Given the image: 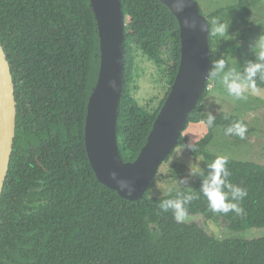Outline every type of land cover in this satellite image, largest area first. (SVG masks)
<instances>
[{"label": "trees", "instance_id": "16d2710c", "mask_svg": "<svg viewBox=\"0 0 264 264\" xmlns=\"http://www.w3.org/2000/svg\"><path fill=\"white\" fill-rule=\"evenodd\" d=\"M125 20L123 88L117 110L119 155L133 162L145 146L153 123L170 91L180 62L177 20L159 0H119ZM256 0H237L234 7L210 15H237L241 33L215 49L209 28L210 69L221 54L236 58L239 71L248 61L264 62L263 52L246 43L250 9ZM201 14L200 8L197 5ZM202 15V14H201ZM208 18V17H207ZM235 29V28H233ZM236 30V29H235ZM0 46L9 65L16 111L15 137L0 199V264H264V237L250 241L216 239L194 222L178 223L159 204L178 194L197 191L188 216H215L231 231L264 229V166L228 160L229 181L247 189L240 201L244 214L214 213L198 191L203 177L189 188L161 193L156 186L162 167L178 147L188 145L181 134L177 147L161 164L143 198H121L101 185L89 164L84 145L87 104L96 85L99 38L89 0H0ZM138 50L157 67H165V94L153 110L140 106L130 70ZM188 116L186 128L207 120L202 103ZM257 87L264 80L257 78ZM214 126L192 144V158H202L204 176L218 156L206 153L213 130L237 121L229 113L211 114ZM248 126V125H247ZM239 137L226 135L237 142ZM176 171L183 166L171 165ZM168 175L179 180L181 174ZM155 225L149 230L148 225Z\"/></svg>", "mask_w": 264, "mask_h": 264}, {"label": "water", "instance_id": "95a60500", "mask_svg": "<svg viewBox=\"0 0 264 264\" xmlns=\"http://www.w3.org/2000/svg\"><path fill=\"white\" fill-rule=\"evenodd\" d=\"M179 27L180 62L170 91L158 112L145 146L133 162L119 155L117 110L123 88L125 20L119 0H89L99 38L100 64L84 125V145L97 181L121 198H143L159 167L175 150L188 116L196 109L209 79V28L193 0H159ZM183 11L178 12L177 8ZM16 111L9 65L0 46V199L15 137ZM112 173H116L115 179ZM127 181L132 193L121 191Z\"/></svg>", "mask_w": 264, "mask_h": 264}, {"label": "rangeland", "instance_id": "374dc122", "mask_svg": "<svg viewBox=\"0 0 264 264\" xmlns=\"http://www.w3.org/2000/svg\"><path fill=\"white\" fill-rule=\"evenodd\" d=\"M193 1L199 6L202 16L212 26L211 39L215 49H219L222 42L226 41L233 34L235 35L237 32L241 33V27H237L236 24L237 15L235 13L225 12L220 19L210 18V15L215 11L234 7L237 4V0ZM214 21L229 25L226 35L214 33V28L216 27ZM250 21L249 28L244 31L246 43L252 49L264 51V0H256L252 5ZM132 57L134 62L129 77L131 85L136 87L133 97L140 106L148 105L149 109L153 110L165 94V86L168 80L163 73L165 67H157L136 49H134ZM220 59L226 61V70L237 69L235 57L222 53ZM258 88L260 89L259 94H246V100H238L228 94L220 77L210 80L208 96L202 103L203 112L207 114H218L221 112L232 114L244 120L250 132L246 141L237 142L223 134L219 127H216L213 130L212 141L205 150L206 153L224 156L228 160L254 162L264 166V88ZM206 131L207 129L202 123L190 124L182 135L188 138V144H194L203 137ZM171 165H177L178 167L181 165L184 169L179 172L171 168ZM197 165L202 170V158H192L187 148L178 147L174 155L161 169L163 177L156 186L157 190L161 193H167L180 187L189 188L199 177L190 175L192 168ZM172 170L181 174V178H187V184L180 185L177 182L178 180H172L168 176H173L170 174ZM184 222L196 223L207 234L216 239L250 241L264 237L263 228L231 231L228 229V223L219 216H215L211 220H207L201 215L188 216Z\"/></svg>", "mask_w": 264, "mask_h": 264}, {"label": "clouds", "instance_id": "9594fccd", "mask_svg": "<svg viewBox=\"0 0 264 264\" xmlns=\"http://www.w3.org/2000/svg\"><path fill=\"white\" fill-rule=\"evenodd\" d=\"M178 12H182L183 8L178 7ZM214 33L219 35H226L229 25L216 22ZM261 60H264V54L261 56ZM227 64L224 59H217L212 64V69L209 75L213 78L220 77L221 82L227 89L229 95L233 96L238 100H246V94H259L260 89L257 87V78L264 80V62H253L248 61L247 66L243 71H239L236 68L226 70ZM216 117L208 114L206 121H201L208 128L214 126ZM248 133V126L237 121L231 126L225 129V134L230 136L239 137L241 140L246 138ZM194 151L192 144L184 145ZM228 160L224 156H218L211 164L207 165L209 169L206 176L203 171L197 165L192 168L190 175L203 177L201 188L198 191L208 201L209 208L214 213L227 214L229 212H235L237 215L244 214V209L240 205L247 196V189L242 188L238 185H234L229 181L231 175L227 168ZM116 173H112V178L115 179ZM180 185L187 184V178H180L178 181ZM118 186L121 191H127L129 195L132 193V188L127 181H118ZM197 191H191L188 193H179L177 198L165 199L159 204L161 212L167 213L171 211L173 218L178 223H183L188 217V205L194 200L199 199ZM155 225L149 224L148 228L151 230Z\"/></svg>", "mask_w": 264, "mask_h": 264}, {"label": "crops", "instance_id": "0c3cea01", "mask_svg": "<svg viewBox=\"0 0 264 264\" xmlns=\"http://www.w3.org/2000/svg\"><path fill=\"white\" fill-rule=\"evenodd\" d=\"M250 10H251V9H250ZM250 23H251V21H250V16H249V25H250ZM249 25H248L247 29L249 28ZM254 50H258V49H254ZM258 51H261V52L264 53V51H262V50H258Z\"/></svg>", "mask_w": 264, "mask_h": 264}]
</instances>
